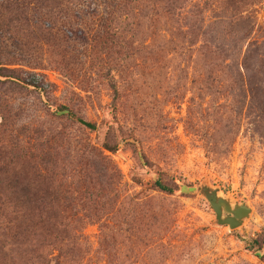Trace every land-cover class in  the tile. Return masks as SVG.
Here are the masks:
<instances>
[{
  "label": "rangeland",
  "instance_id": "374dc122",
  "mask_svg": "<svg viewBox=\"0 0 264 264\" xmlns=\"http://www.w3.org/2000/svg\"><path fill=\"white\" fill-rule=\"evenodd\" d=\"M232 1L0 0V264H264V110L227 91L264 0Z\"/></svg>",
  "mask_w": 264,
  "mask_h": 264
},
{
  "label": "trees",
  "instance_id": "16d2710c",
  "mask_svg": "<svg viewBox=\"0 0 264 264\" xmlns=\"http://www.w3.org/2000/svg\"><path fill=\"white\" fill-rule=\"evenodd\" d=\"M176 2H172L170 6L174 9ZM205 4V3H204ZM225 9L232 8L234 10L235 3L232 0H226L225 2ZM178 9V8H177ZM247 19L244 17L241 20ZM243 24H247L246 20L243 22ZM248 31V30H247ZM254 47L253 45H248L246 49V54H244L243 57V63L240 65H233L229 66L231 69L236 70L235 75L233 77L232 73L233 71L231 69H228L230 71V79L228 81L227 85V91L230 92L229 96L233 99V105L235 106V109H237V114L239 116L242 115L244 110L249 112L251 109V106L253 104H256L258 109L264 110V62L260 59L261 48L255 47V49H251ZM248 55V56H247ZM263 56V55H262ZM254 59L256 62H258V68L255 66L254 63L249 64L250 59ZM6 81L14 84H18L22 87H33L36 90H39V87L33 86L30 84H27L23 81H20L18 79H15L13 77H5ZM115 89V87H113ZM236 98V99H235ZM60 113H66L69 115L67 110L65 108H61L59 110ZM248 115V114H247ZM81 125L86 127L87 129L94 130L95 127L92 124L85 123L82 121H78ZM155 188L163 193L170 194L172 190L165 186L162 181L157 180L154 183ZM14 204L17 206H28L31 202H33V198L35 197L34 194H31V191L28 189H21L18 192H16Z\"/></svg>",
  "mask_w": 264,
  "mask_h": 264
},
{
  "label": "water",
  "instance_id": "95a60500",
  "mask_svg": "<svg viewBox=\"0 0 264 264\" xmlns=\"http://www.w3.org/2000/svg\"><path fill=\"white\" fill-rule=\"evenodd\" d=\"M201 193L212 208L218 225H225L229 229H235L250 214V209L247 206L235 205L232 207L229 202L218 197L217 191L203 187L201 188ZM223 215L226 216L223 217Z\"/></svg>",
  "mask_w": 264,
  "mask_h": 264
}]
</instances>
